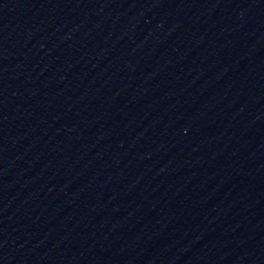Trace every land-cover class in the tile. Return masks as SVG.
<instances>
[{"label": "water", "instance_id": "95a60500", "mask_svg": "<svg viewBox=\"0 0 264 264\" xmlns=\"http://www.w3.org/2000/svg\"><path fill=\"white\" fill-rule=\"evenodd\" d=\"M0 264H264V0H0Z\"/></svg>", "mask_w": 264, "mask_h": 264}]
</instances>
